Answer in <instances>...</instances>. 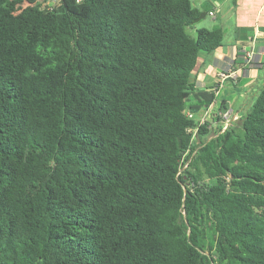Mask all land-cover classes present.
I'll use <instances>...</instances> for the list:
<instances>
[{
	"label": "trees",
	"instance_id": "1",
	"mask_svg": "<svg viewBox=\"0 0 264 264\" xmlns=\"http://www.w3.org/2000/svg\"><path fill=\"white\" fill-rule=\"evenodd\" d=\"M200 13L0 0V264H264V85L203 139Z\"/></svg>",
	"mask_w": 264,
	"mask_h": 264
},
{
	"label": "crops",
	"instance_id": "2",
	"mask_svg": "<svg viewBox=\"0 0 264 264\" xmlns=\"http://www.w3.org/2000/svg\"><path fill=\"white\" fill-rule=\"evenodd\" d=\"M45 1L53 3L55 0ZM230 1L232 5L220 18L219 26L224 31L221 46L210 53H199L193 72L195 91L213 93L214 99L210 103L213 110H223L226 106L225 110L231 112L234 120L247 112L264 85V0ZM229 12L233 20L230 27H226ZM220 13L221 4L215 0L208 15L217 19ZM227 70H235L237 78L221 80L219 73Z\"/></svg>",
	"mask_w": 264,
	"mask_h": 264
},
{
	"label": "rangeland",
	"instance_id": "3",
	"mask_svg": "<svg viewBox=\"0 0 264 264\" xmlns=\"http://www.w3.org/2000/svg\"><path fill=\"white\" fill-rule=\"evenodd\" d=\"M38 2H43L45 0H37ZM191 1V4L194 6V7H197L198 9L201 10V13L202 12H205V11H208L209 7L211 6L212 3L215 2V0H190ZM218 1V3L221 4V13L219 14V17L217 19L215 18H212L210 17L208 14L203 17L201 20H199L197 23H194L191 27H188L187 28V31L190 35L194 36L195 35V31L197 28H201V27H204V28H208V29H211V28H214V27H217L220 25V18L223 17V12L226 11L227 7H229L230 5H232L231 1L230 0H216ZM25 4H23L22 6H24ZM204 10V11H203ZM230 12H229V16L226 17L228 20H226L227 22V25L226 27H230V23L231 21L233 20V16H230ZM224 95V94H223ZM222 112H229L231 114L230 111L228 110H225V111H222ZM202 115H203V112H197L194 114V119L196 120H199L200 118H202ZM229 116V115H228ZM230 119V117H229ZM238 119H234V120H229V125L232 123L235 124ZM216 129H210L208 134L203 138V139H208L210 137L213 136L214 134V131ZM241 132V131H240ZM194 143L197 145V144H200V140L196 137L194 139Z\"/></svg>",
	"mask_w": 264,
	"mask_h": 264
},
{
	"label": "built area",
	"instance_id": "4",
	"mask_svg": "<svg viewBox=\"0 0 264 264\" xmlns=\"http://www.w3.org/2000/svg\"><path fill=\"white\" fill-rule=\"evenodd\" d=\"M209 15H213V12H209ZM219 77L221 80H224L228 77L231 78H237V74L235 70H227V71H221L219 73ZM229 115V116H228ZM187 116L189 118H192L193 115L190 112H187ZM213 116H217L218 120L212 119ZM230 117V119H229ZM231 114L229 112H222V110H217L216 112L213 110L212 106L209 105L204 111L202 118L199 119V123L203 124L205 122H208V128H214L217 125H221L222 130H224L229 125V120H232ZM233 119H236L235 117ZM188 131H191L193 133V136H195L196 128H188Z\"/></svg>",
	"mask_w": 264,
	"mask_h": 264
},
{
	"label": "water",
	"instance_id": "5",
	"mask_svg": "<svg viewBox=\"0 0 264 264\" xmlns=\"http://www.w3.org/2000/svg\"><path fill=\"white\" fill-rule=\"evenodd\" d=\"M205 16V12H202V13H200L193 21H192V23H195V22H197V21H199L202 17H204ZM225 109H226V106H224V108H223V110L222 111H225Z\"/></svg>",
	"mask_w": 264,
	"mask_h": 264
}]
</instances>
